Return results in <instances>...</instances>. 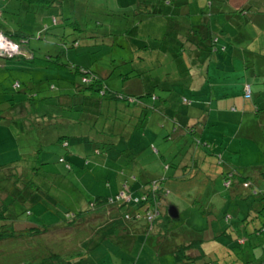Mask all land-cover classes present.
<instances>
[{
	"label": "rangeland",
	"instance_id": "rangeland-1",
	"mask_svg": "<svg viewBox=\"0 0 264 264\" xmlns=\"http://www.w3.org/2000/svg\"><path fill=\"white\" fill-rule=\"evenodd\" d=\"M137 1L67 0L63 12L66 24L56 26L57 36L45 33L38 37L36 32L43 20L38 14L29 12L23 0H0V28L11 32L22 31L28 35L29 42L25 45L30 46L39 58H44L47 52L53 55L60 52L63 62L105 72L108 86L127 95L154 91L161 98L169 96L166 105L173 109L169 110L167 116L176 118L179 123H195L197 131L194 136H197L198 142H194L189 134L181 139L180 134L165 139L174 124L158 112H153L146 124L142 123L141 126H136L132 120L135 118L129 117L130 125L123 127V134L132 137L131 140L127 139L129 146L123 138H119L112 145L98 142L103 150L101 154L87 147L84 150L85 143L81 138L86 132H83V127L65 120V117L77 118V105H73L75 110H72L69 107L71 104L64 106L58 98L60 94L73 93L72 82L80 81L78 73L65 67H40L35 62L31 70L27 67L24 71L22 61L0 56V64L4 67H0V105L4 108H0V113L10 111L12 96L25 95L31 103L27 108L29 115L39 116L40 123L44 116L50 120L45 125L40 124L41 128L34 126L36 122L30 119L32 126L28 125V130H25L22 124H10L0 116V193L3 194L0 195V203L7 195L4 201L10 205L8 214L15 229L28 224L57 225L62 222L67 210L77 211L97 195L115 196L125 185V179L129 180L130 186L133 185L131 176L134 174L139 179L158 174L166 178L170 189L168 207L175 205L179 211V221L186 223L185 226L191 231L199 232L208 242L207 247L212 248L216 264L243 263L247 254H241V246L237 241L225 240L219 233L228 225L224 216L240 214L249 198L244 200L231 196V189L226 188L223 174L231 173L229 163L238 166L239 174L252 172L249 165L259 159V149L264 151V132L256 144L241 136L235 138L243 118L247 124L250 116L240 113L237 122L231 116L226 121L227 113L219 108L230 111L234 105L233 99L243 100V83L246 81L253 85V99L264 98V77L253 75L252 66L259 60L255 56H248L249 52L246 51L264 55V35L250 42L243 41L238 45L240 52L234 55L231 51L232 42L235 41L231 40L234 27L230 23L225 25L223 14H210V18L219 21L213 30L218 35L216 45H226L228 53L215 51L219 58L211 61L207 77L198 85L199 78L194 69L202 68L203 57L199 59L195 56L196 50L190 42H184L181 53L170 46L174 31L173 20L168 18L171 8L161 0H148L152 2L151 11L157 6L163 10L158 15L145 13V7L138 8ZM205 2L191 0L189 19L192 22L201 21L199 10L205 9ZM227 2L229 4L225 2L224 8L232 9L230 6L239 8L243 0ZM74 38L80 45L65 52L62 42L69 45ZM128 69L135 76L120 79V73H126ZM29 75L34 76L35 85L40 87L39 94L32 98L28 97L32 89L26 86L30 81ZM14 79L24 81L21 89L11 88ZM51 84L55 85L54 89H50ZM255 85L262 89L260 94L256 93ZM184 98L189 102L182 101ZM248 100L252 102V99ZM21 110L16 112L17 116L23 114ZM71 113L74 115L71 116ZM50 115L61 117L50 119ZM105 119H108V125H97L96 129L111 130V123L118 127L114 132L118 136L123 119L101 115L100 121ZM62 134L69 135L67 149L57 141ZM90 135L97 134L93 132ZM199 142H207L208 145ZM193 148H198L199 160L196 165L191 161L177 174L176 166L171 165L178 164L182 159L184 162ZM222 157L226 160L223 161ZM14 176L18 182L13 181ZM257 180V183L260 182L257 188H264L260 176ZM136 183L134 190L139 182ZM263 203L264 199H257L253 200L251 206L256 210ZM259 216H264V212L261 211ZM255 220L260 221V218ZM37 243L40 244L41 240H33L30 248L15 240L8 243L11 250L3 254L7 260L4 264H38L43 256L37 251ZM254 249L251 254L256 253ZM106 254L105 257L113 259L110 264H116L112 250ZM120 263H124V260L117 259V264Z\"/></svg>",
	"mask_w": 264,
	"mask_h": 264
},
{
	"label": "trees",
	"instance_id": "trees-1",
	"mask_svg": "<svg viewBox=\"0 0 264 264\" xmlns=\"http://www.w3.org/2000/svg\"><path fill=\"white\" fill-rule=\"evenodd\" d=\"M23 1L29 12L38 14L43 19L36 35L38 34V37H41L45 33H52V35L57 36L56 26L66 24V15L63 12L67 0ZM227 1L217 0L215 2V0H206L205 9L200 8L199 10L202 14L201 21L192 23L191 19H189L191 15L189 6L191 0H161L163 4L171 8L169 10L170 17L168 18L173 20L174 31L173 41L170 46L174 48L175 52L181 53L184 49V42H190L196 50L195 56L199 59L203 57L201 59L203 61L202 65L205 62L209 63L212 60H218L219 56L216 55V50H220L221 53H228L226 45H221L220 47L216 45L218 35L211 28V18L209 17L210 14L212 16L215 13L223 14L225 21L234 27L231 40L237 39V42H250L260 36L259 34L263 33L262 35H264V0H243L239 8L230 6L232 9L224 8V3H228ZM137 6L138 8L145 7L143 10L145 13L155 15L162 14L163 10L157 6L155 7L156 9L151 11L152 2L148 0H138ZM1 13L2 8L0 6V15ZM255 28H259L261 31L258 32ZM191 31L196 37L192 36ZM0 32L22 46H27L25 44L29 42V36L22 31L11 32L0 28ZM236 41L232 42L231 51L233 53L240 52L239 48H235ZM79 45V41L74 38L69 45L62 42V49L66 52L71 47H78ZM246 51L249 52L248 56H255L256 58L261 56V58H264V55L258 52ZM16 56L18 55L12 57ZM42 60L48 64H54L55 68L65 67L78 73L80 81L72 82L73 93L59 95L60 97L65 94L69 95L67 104L62 102L60 97L58 98L64 106L65 104H71L69 107L72 110H75L73 105H77L79 110V115H76L77 118L65 117V120H71L74 124L79 123L83 127V132H86V134L84 138L78 137L85 143V148L93 150L94 153H103L101 145L97 144L98 142L103 144L107 142L112 145L114 141L123 138L126 145H128V140H131L132 137L123 134V127L130 125L128 122L130 120L129 117L135 118L132 120L136 122V126H141L142 123L146 124L145 121L148 120L150 113L153 112H158L174 124L171 132L166 130L169 133L165 136V139L168 140L175 134H180L181 139L186 134H189L193 136L194 142H198L196 140L197 136H194L197 131L195 123L185 121L183 124L179 123L176 118L167 116L172 108L170 106L162 107L161 102L169 96L161 98L154 91L127 95L108 86L105 82L106 73L104 71L102 73L78 64L63 62L60 52L55 53V55L47 52L44 58L42 57ZM129 72L132 74L129 75ZM134 76L135 74L129 69L126 73H120V79L122 80ZM83 78H88V81H84ZM19 82L20 86H14V88H22L24 81ZM247 84L251 89L249 97L245 96V86ZM26 86H30L29 88L32 89L28 97H35L40 92V87L36 86L35 82L31 84L28 81ZM54 88L55 85L51 84L50 89ZM165 89L168 90V88ZM88 91L90 93H87ZM256 93L259 94L258 92ZM253 94L252 83L245 82L243 84V97L245 99H253ZM120 100H122V103ZM158 100L161 102H158ZM183 100L189 102L185 98ZM262 111H264V107ZM134 113L136 114L135 116ZM100 114L106 118L108 116L111 119H123V126H119L118 136H116L117 133H114L118 127L113 126L111 123L109 124V126L111 125V130L96 129V122ZM129 114L130 116H128ZM73 115L71 113V116ZM44 117L42 123H40V120H33L36 122L34 126L41 127L40 124L45 125V122L50 121L46 116ZM49 117L50 119H57L61 116L50 115ZM31 121L30 119L25 121L26 125H23L25 130H28V125L32 126V124L30 125ZM93 132L97 135H90ZM68 136L62 134L57 139L61 146L66 149L70 143ZM240 136L238 132L235 135L236 138ZM249 142L252 143V141ZM199 143L208 145L207 142ZM197 150L198 148H193L188 154L190 157L186 158L184 162L182 159L178 164L171 165L176 166L177 174H180L179 169L189 166L191 161L192 164L196 165L199 160ZM260 152L259 159L249 165V169L251 168L252 172L239 174L238 166L229 163L231 165L229 170L231 173L223 174L226 188L231 189V196H238L244 200L249 198L244 205L245 209L241 211L244 215L241 216V213H236L235 215L226 214L224 217L228 225L219 233L227 241H237L238 245L241 246L239 248L241 254H247L246 259L241 264H264V216H259L261 211L264 212V203L262 205L259 204V208L256 210L251 206L253 200L264 199V188H257L258 184H260V182L257 183L258 177L260 176V179L264 181V152ZM59 159L63 160V157ZM225 160L223 158V161ZM13 181L18 182L15 176ZM131 181H133L132 184L134 186L137 181L139 182L135 190L133 185H129V180L125 179V185L115 196L109 198L97 195L87 203V206L77 211L67 210L62 222L57 225L39 226L28 224L22 228L15 229L8 214L10 205L4 201L7 195H4L3 198L1 197L0 203V264L7 263L3 254L10 253L11 249L7 244L14 240L23 243L25 247L28 246L29 248L33 240H41L40 244L37 243V251L41 252L43 257L38 261V264H57L58 262L64 264H104L105 262L110 264L113 259L105 257L107 255L106 252L109 250H112L111 255L115 257L116 264L117 259L124 260V263L120 264H216L212 248L207 247L208 242L204 240L200 233L187 228L185 226L186 223L179 221V215L178 217H172L169 213L170 206L168 207L167 197L170 195V189L167 187L165 177L153 174L148 178L139 179L134 174L131 176ZM245 190L249 191L245 192ZM0 195L3 196L2 193ZM255 218H260V221H256ZM51 245L52 248L47 249ZM253 248L256 250L255 254H251ZM252 252L254 251L252 250ZM1 256H3V259H1Z\"/></svg>",
	"mask_w": 264,
	"mask_h": 264
},
{
	"label": "crops",
	"instance_id": "crops-1",
	"mask_svg": "<svg viewBox=\"0 0 264 264\" xmlns=\"http://www.w3.org/2000/svg\"><path fill=\"white\" fill-rule=\"evenodd\" d=\"M192 23H194V22H192ZM217 23H219V21L218 20L216 21V20H214L211 17V24H212L211 25V28L213 30H214V25H217ZM225 23H226L225 25L227 26L228 23L226 21H225ZM255 29L258 32L261 31L259 28H255ZM190 33L192 34V31ZM262 34L263 33H261L259 35L262 36ZM192 36L193 37L194 36L196 37V35L194 33L192 34ZM242 42L243 41H240V42H237L236 41L235 48L238 49V45L241 44ZM23 47H26L27 48L26 49L27 51H25V49H24V51L22 52V54H18V56H16V57H11L13 60L16 59V61H22L23 62V65L24 66H22V70L26 71L27 70L26 69L27 67H28L29 70H31L30 67H31V65L34 62L35 63H38L37 65L40 66V67H44V66H46V67H49V66L50 67H54V64H52V63H49L48 64L46 61L44 62L42 60V58H39V57L35 56V52L33 51V49L30 46H23ZM235 54L236 53H234V55ZM234 55H232V56H234ZM225 58H226V56H225ZM257 59L259 60V63L254 64L253 66H252V64H246V65L252 66L254 68L253 75L255 77L256 76H260V77L262 76V77H264V58H261V56H259ZM210 63H211V61L209 63H206L205 62V64L202 65V68L201 69H194L196 71V74H197L196 76L199 78L198 85L201 84V83H203L204 82V79L207 77V74L209 73V70H210ZM0 67H3V65L0 64ZM24 73H26V72H24ZM28 74H30V73H28ZM194 76H195V72H194ZM197 77H195V79H197ZM28 79L30 80V82L32 81L31 84L32 83L34 84V82L36 81V79L34 78V76H31V75H29V78ZM15 81H18V79H14L13 80L11 88H14V82ZM192 86L194 88L197 87L195 85H192ZM66 88H68V87H66ZM72 88H73V86H72ZM255 90H257V92L260 94V92H261L262 89L260 87H257V85H255ZM33 96H34V94H33ZM68 96L69 95H67V94L62 95V97H60L61 101L67 104ZM30 97H32V96H30ZM168 98L164 99L165 103L162 104V106H167L166 105V102L169 100ZM242 99L243 100H240V101L237 100V99H233L232 102L234 103V105L232 107L234 109H232V107H231L230 111L228 109H225V108L224 109H220L219 108V110H222L223 112H226L227 113V116L228 117H227L226 121L229 119V116H231L232 119H233V121L234 122H237V120L239 119L240 113H241L242 116L249 115L250 118L248 119L247 124H245V122H244V119L245 118H243V121H241V124L239 125L237 131H238V135L241 134V137H244L246 140L252 141V143L256 144L258 142V138L260 136H262V133L264 132L263 131V128H264V111H262V109L264 107V102H263L264 98L261 99L259 97V98H256V99H252V102H250L248 99H245L243 96H242ZM10 100H12L11 105L8 108L10 111H8V112L5 111V112L0 113V116L1 117H4V119L8 123H10V124H22V127H23V125H26L25 124V121L27 119H32V120L38 121V119H39L38 117L39 116H33L32 114L29 115V113L27 111V108H30L31 103L26 99L25 95H20L19 97L12 96L10 98ZM0 108H3V105L2 104L0 105ZM21 109L24 111L23 114L20 115V116H17L16 115V112H18ZM3 110H4V108H3ZM137 113H138V111H137ZM4 114H6V116H4ZM100 118H101V114L99 115V117L97 119L96 126L97 125H102V126L106 127L108 125V119H105V120H101L100 121ZM21 120H25V121L22 122ZM0 121H1V118H0ZM18 121L20 123H17ZM8 134H10V133H8ZM85 149L86 148L84 146V150ZM260 151L264 152L263 150L259 149V152H258L259 155L261 154ZM262 155H263V153H262Z\"/></svg>",
	"mask_w": 264,
	"mask_h": 264
},
{
	"label": "built area",
	"instance_id": "built-area-1",
	"mask_svg": "<svg viewBox=\"0 0 264 264\" xmlns=\"http://www.w3.org/2000/svg\"><path fill=\"white\" fill-rule=\"evenodd\" d=\"M21 44L12 41L9 37L5 34L0 32V54L4 55L5 57H12L18 55V51L21 48ZM84 81H88V78H83ZM14 86L19 87L20 82L15 81ZM251 94L250 86L247 84L245 86V96L249 97Z\"/></svg>",
	"mask_w": 264,
	"mask_h": 264
},
{
	"label": "water",
	"instance_id": "water-1",
	"mask_svg": "<svg viewBox=\"0 0 264 264\" xmlns=\"http://www.w3.org/2000/svg\"><path fill=\"white\" fill-rule=\"evenodd\" d=\"M24 49H25V51H27L26 49V47H23V46H21V48L19 49V51H18V54H22V52L24 51ZM0 56L1 57H5L4 55H2V54H0ZM169 213L171 214V216L172 217H178V210H177V208L175 207V206H170V208H169Z\"/></svg>",
	"mask_w": 264,
	"mask_h": 264
}]
</instances>
